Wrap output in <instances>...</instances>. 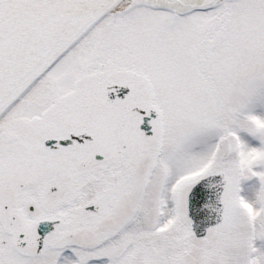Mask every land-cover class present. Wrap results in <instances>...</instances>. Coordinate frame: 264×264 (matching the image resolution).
<instances>
[{"label":"snow or ice","instance_id":"snow-or-ice-1","mask_svg":"<svg viewBox=\"0 0 264 264\" xmlns=\"http://www.w3.org/2000/svg\"><path fill=\"white\" fill-rule=\"evenodd\" d=\"M0 264H264V0H0Z\"/></svg>","mask_w":264,"mask_h":264}]
</instances>
